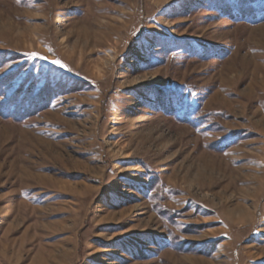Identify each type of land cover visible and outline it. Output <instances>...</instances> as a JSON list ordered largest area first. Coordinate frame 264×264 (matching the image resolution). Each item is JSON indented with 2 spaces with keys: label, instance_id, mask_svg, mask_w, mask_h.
I'll return each instance as SVG.
<instances>
[{
  "label": "rangeland",
  "instance_id": "rangeland-1",
  "mask_svg": "<svg viewBox=\"0 0 264 264\" xmlns=\"http://www.w3.org/2000/svg\"><path fill=\"white\" fill-rule=\"evenodd\" d=\"M0 264H264V0H0Z\"/></svg>",
  "mask_w": 264,
  "mask_h": 264
},
{
  "label": "snow or ice",
  "instance_id": "snow-or-ice-1",
  "mask_svg": "<svg viewBox=\"0 0 264 264\" xmlns=\"http://www.w3.org/2000/svg\"><path fill=\"white\" fill-rule=\"evenodd\" d=\"M53 63L61 65V67H66V65H63L61 61H54Z\"/></svg>",
  "mask_w": 264,
  "mask_h": 264
},
{
  "label": "trees",
  "instance_id": "trees-1",
  "mask_svg": "<svg viewBox=\"0 0 264 264\" xmlns=\"http://www.w3.org/2000/svg\"><path fill=\"white\" fill-rule=\"evenodd\" d=\"M246 12H251V10L249 8L246 9Z\"/></svg>",
  "mask_w": 264,
  "mask_h": 264
}]
</instances>
